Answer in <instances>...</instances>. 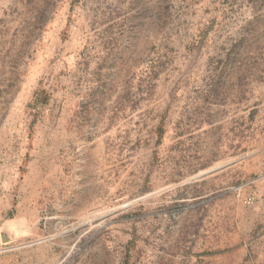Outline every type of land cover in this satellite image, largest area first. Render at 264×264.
<instances>
[{
	"label": "rangeland",
	"instance_id": "obj_1",
	"mask_svg": "<svg viewBox=\"0 0 264 264\" xmlns=\"http://www.w3.org/2000/svg\"><path fill=\"white\" fill-rule=\"evenodd\" d=\"M174 3L0 0V227L20 258L264 264V73L232 85L161 54Z\"/></svg>",
	"mask_w": 264,
	"mask_h": 264
},
{
	"label": "crops",
	"instance_id": "obj_2",
	"mask_svg": "<svg viewBox=\"0 0 264 264\" xmlns=\"http://www.w3.org/2000/svg\"><path fill=\"white\" fill-rule=\"evenodd\" d=\"M174 1L173 8L178 15L165 18L168 28L161 35V54L201 58V63L193 66L192 71L200 70L201 66L210 79L218 74L221 80L232 85L240 81L257 85L258 74L264 73V0ZM175 67L174 63L171 64L170 70L174 71ZM171 112L173 114V110ZM181 119L176 116L175 121ZM166 135L163 133L162 137ZM145 182L142 180V184ZM7 214L8 210L0 209V223ZM10 234L9 226L0 227V264H51L44 253L24 259L13 252L14 248L3 246L4 238ZM185 244L188 245L185 239L179 240L178 249H195V246L189 248ZM197 249L196 254L186 252L185 256L205 260V248L198 245ZM179 258L183 259V255Z\"/></svg>",
	"mask_w": 264,
	"mask_h": 264
}]
</instances>
